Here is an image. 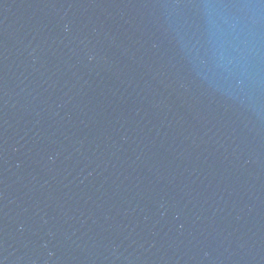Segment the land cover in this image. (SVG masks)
<instances>
[{"label":"water","instance_id":"95a60500","mask_svg":"<svg viewBox=\"0 0 264 264\" xmlns=\"http://www.w3.org/2000/svg\"><path fill=\"white\" fill-rule=\"evenodd\" d=\"M0 264H264V0H0Z\"/></svg>","mask_w":264,"mask_h":264}]
</instances>
